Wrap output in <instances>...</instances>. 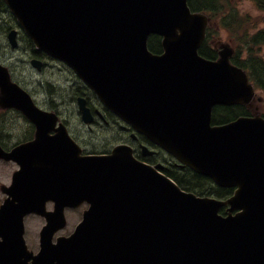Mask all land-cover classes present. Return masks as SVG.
Masks as SVG:
<instances>
[{
  "label": "water",
  "instance_id": "water-1",
  "mask_svg": "<svg viewBox=\"0 0 264 264\" xmlns=\"http://www.w3.org/2000/svg\"><path fill=\"white\" fill-rule=\"evenodd\" d=\"M5 1L37 48L64 61L108 109L181 164L237 190L225 202L197 198L122 148L80 159L71 150L54 169L19 160L22 148L0 152L21 166L0 208V264H93L107 249L116 260L152 264H264V119L211 125L214 106L249 103L253 89L229 63L231 50L218 61L198 55L207 18L192 14L187 0ZM150 35L163 37L164 54L148 50ZM15 37L8 35L12 47ZM0 94L2 105L38 123L41 113L1 66ZM83 202L89 208L74 233L52 244L64 208ZM29 213L46 220L37 256L23 239Z\"/></svg>",
  "mask_w": 264,
  "mask_h": 264
},
{
  "label": "flooded vegetation",
  "instance_id": "flooded-vegetation-1",
  "mask_svg": "<svg viewBox=\"0 0 264 264\" xmlns=\"http://www.w3.org/2000/svg\"><path fill=\"white\" fill-rule=\"evenodd\" d=\"M14 27L16 24L12 23L6 6L0 2V36L4 35L6 38L8 31ZM22 49L25 50V56L20 64L16 63L17 67L38 76L48 74L51 81L37 80L35 84L38 90L25 87L23 75L22 80L13 78V81L29 92L40 109L52 112L56 116L47 119H54L57 122L44 126L43 129L46 131L37 136L35 124L13 111L1 110L3 107L0 106V148L3 151L8 153L15 147L26 143L35 144L40 151L47 141L63 150L64 127L69 138L79 147L81 156L109 155L116 146L124 145L131 149L133 157L140 163L151 166L161 164L164 168L169 164L170 159L162 150L145 136L134 132L120 118L106 111L93 95L82 96L84 87L64 64L52 60L27 44H24ZM7 62L8 54L0 48V63L7 65ZM33 62L40 63L39 70L32 67ZM8 67L12 74L10 66ZM44 88L51 90V93H45ZM78 97H85L87 100L86 106L92 113L89 124L84 122L85 118L78 111L75 103ZM16 169L14 163L0 160V188L7 183ZM2 196L4 198L3 194ZM83 206L85 210L87 206ZM48 207L51 208L52 204L48 203ZM79 209H69L67 213L76 212ZM81 219L82 213L79 221Z\"/></svg>",
  "mask_w": 264,
  "mask_h": 264
},
{
  "label": "trees",
  "instance_id": "trees-1",
  "mask_svg": "<svg viewBox=\"0 0 264 264\" xmlns=\"http://www.w3.org/2000/svg\"><path fill=\"white\" fill-rule=\"evenodd\" d=\"M253 2L258 10L264 12V0ZM189 5L192 10L211 13L212 17L225 13L221 20L232 39L234 48L232 62L245 70L255 87L264 92V59L260 56L261 48L264 46V26L260 28V25H264V15L240 14L234 7L227 8L225 0H192ZM149 46L153 51H158L153 39L150 40ZM201 52L204 53L203 50ZM241 115H249L246 107H216L213 111V123L224 124ZM163 173L183 190L193 192L197 196L225 198L232 193V189L216 187L210 179L197 175L187 168L175 170L173 166H169Z\"/></svg>",
  "mask_w": 264,
  "mask_h": 264
},
{
  "label": "rangeland",
  "instance_id": "rangeland-1",
  "mask_svg": "<svg viewBox=\"0 0 264 264\" xmlns=\"http://www.w3.org/2000/svg\"><path fill=\"white\" fill-rule=\"evenodd\" d=\"M228 2H230L233 6H235L241 13H247L252 16H256L260 14V12L256 9V7L254 6L251 0H228ZM219 36L224 43H226L227 39L229 38L227 33L224 32L223 30H221ZM20 47L21 49L14 53L10 52L9 48L7 50V53H12V54H8V62L14 71V77L16 79H21L23 75L24 86L27 87L28 89L38 90V87L35 84L37 80L51 81V79L49 78L48 74L38 76L33 73H30L28 70H20L17 67L16 63L20 64L21 59H23V57L25 56V50L22 49L23 44H20ZM257 96L262 97V102H257L256 104L260 107L261 113H264V94L261 92H257ZM1 200L2 197L0 195V202ZM82 209L83 208H81L80 210ZM67 215L66 216L68 217V226H67V230L63 233H69L78 223L79 220V219L76 220V218L79 217L78 212L68 213ZM42 225H43V221L38 217L28 218L26 220L27 232L25 234H26L27 242L30 247H35L36 244L38 243V233ZM30 249H34V248H30Z\"/></svg>",
  "mask_w": 264,
  "mask_h": 264
},
{
  "label": "bare ground",
  "instance_id": "bare-ground-1",
  "mask_svg": "<svg viewBox=\"0 0 264 264\" xmlns=\"http://www.w3.org/2000/svg\"><path fill=\"white\" fill-rule=\"evenodd\" d=\"M43 90H44L45 93H51V90H49V89L44 88ZM124 121H125V123L127 125H129L128 122L125 119H124ZM130 126L133 128L134 132L138 133V131L134 129V126H132L131 124H130Z\"/></svg>",
  "mask_w": 264,
  "mask_h": 264
}]
</instances>
